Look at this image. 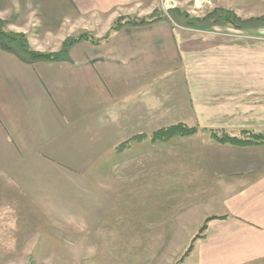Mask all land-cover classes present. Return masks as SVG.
<instances>
[{
    "label": "crops",
    "instance_id": "0c3cea01",
    "mask_svg": "<svg viewBox=\"0 0 264 264\" xmlns=\"http://www.w3.org/2000/svg\"><path fill=\"white\" fill-rule=\"evenodd\" d=\"M17 1L45 26L35 32L62 35L59 24L65 20L71 21V37L82 33L100 41L77 45L84 60L28 61L0 48V182L18 194L46 195L54 181H70L71 164L88 156L82 149L103 148L106 154L123 141V133L138 132L142 124L150 129L158 107L164 116L181 115L180 121L187 119L202 132L264 133V59H252L264 53V7L242 4L264 0H212L240 4L228 11L243 24L225 23L223 29L198 22L184 26L183 19L199 18L184 16L177 7L163 10L156 23L114 29L120 19L153 17L157 9L147 5L150 0ZM57 8L67 13L54 22ZM16 18L11 32L32 33ZM160 83L183 91V104L178 106L172 92L159 104ZM109 129L117 137H109ZM213 152L202 157L196 175L203 180L196 197L203 196L204 204L189 220L198 229L212 218L198 240V260L264 264V145H223Z\"/></svg>",
    "mask_w": 264,
    "mask_h": 264
},
{
    "label": "rangeland",
    "instance_id": "374dc122",
    "mask_svg": "<svg viewBox=\"0 0 264 264\" xmlns=\"http://www.w3.org/2000/svg\"><path fill=\"white\" fill-rule=\"evenodd\" d=\"M254 1L257 0H247ZM175 3L150 0L147 5L157 9L153 15L156 19L161 20L163 10L171 12L177 7L184 16L189 12L199 18L188 22L183 19L184 26L198 22L206 28L218 29H223L226 23L222 12L237 11L240 5L212 0ZM242 4L264 7L259 2ZM26 6L17 0H0V24L11 32V22H16V17L22 18L21 23L27 29L32 28V33L15 34L26 37L32 52L57 60L85 59L83 48L78 50L79 43L71 46V21L61 20L62 35L45 36L34 31L36 27L45 31V26L37 24ZM66 13L64 8H57L52 13L54 22ZM27 16L29 20H25ZM216 38L259 43L243 37L235 41L231 37ZM79 39L81 43H92L89 36ZM9 46L8 53L33 61L24 51L25 44L16 42ZM74 47L76 51L72 50ZM252 59H264V53ZM179 81L180 77L178 87ZM164 88L167 87L162 83L157 85V96L162 99L159 104L170 92L178 106L183 104V91ZM186 102L189 107V100ZM163 111L157 108L156 122L150 129L142 124L138 132L129 136L123 133V141L107 148L106 154L103 148L82 149L88 156L83 155L80 163L71 164V180L54 181L52 187H47L46 195H20L18 190L0 182V264H201L197 249L205 224L196 229L193 220L189 222L204 204L199 202L203 196L196 197L198 187L203 184L196 175L204 166L202 157L213 156V151L223 146L216 139L222 135L213 133L219 131L196 130L189 136L163 135L164 138L155 140L157 134L173 126L196 128L188 125L187 119L180 121L183 116H164ZM229 134L242 136V133ZM112 135L117 137L109 129L108 136Z\"/></svg>",
    "mask_w": 264,
    "mask_h": 264
},
{
    "label": "trees",
    "instance_id": "16d2710c",
    "mask_svg": "<svg viewBox=\"0 0 264 264\" xmlns=\"http://www.w3.org/2000/svg\"><path fill=\"white\" fill-rule=\"evenodd\" d=\"M222 13H224V15H225L223 20L226 23L238 26V24L240 23L241 20L237 19L232 11H226V12H222ZM158 21H160V19H156L155 17H150L148 19H140V20L134 19V20H128V21H126V19H120L115 24L114 29H119V28L123 27L124 25H128V24L134 25V26L150 25V24L156 23ZM77 36L87 37L89 35L88 34H80ZM77 36L71 37V46L75 45L77 43H81L82 40L79 39L80 37L78 38ZM89 37H90V42H92L94 44L100 43L99 40H96L91 36H89ZM0 38L2 39V40H0V46H1L0 48L4 51L11 52V48H10L11 46H9V44H16V42H17V43L25 44L24 51L26 54H29L32 57L33 61H37V60L55 61V60H57V57L32 52L30 49H28L29 46H28L26 37L24 35H19V34H15V33H12L10 31H7L4 24L1 25V28H0ZM196 130H198V129L197 128H186L185 125H177V126L170 127L169 129L163 130L162 131L163 134L162 133H159L160 135L157 134V136L155 137V140L162 139L167 135L168 136H173V135L189 136V135H192ZM213 133H221L222 136H220V137L216 136L218 143L221 145H229V146L241 147V148L257 146V145H264V133H254L251 131H242V132H240V133H242L241 137L232 136L228 132H224V131L213 132ZM163 135H165V136H163ZM210 220H212V218L208 219L204 223L205 225H203V227L201 229V234L204 235V232L207 229V222H209Z\"/></svg>",
    "mask_w": 264,
    "mask_h": 264
}]
</instances>
